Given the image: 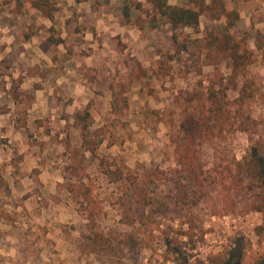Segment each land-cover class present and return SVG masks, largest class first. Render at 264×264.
<instances>
[{
	"label": "rangeland",
	"instance_id": "obj_1",
	"mask_svg": "<svg viewBox=\"0 0 264 264\" xmlns=\"http://www.w3.org/2000/svg\"><path fill=\"white\" fill-rule=\"evenodd\" d=\"M30 1L0 0V10H11L1 18L8 26L0 30V175L7 186L0 187V264L102 263L78 245L81 218L61 187L68 149L81 144L73 125L76 111L91 112V130L102 140L98 153L119 156L130 167L145 163L173 170L181 125L209 113L211 100L229 113L220 117L208 142L209 161L241 159L252 132L264 141V0H221L239 14L231 28L224 19L201 16L196 28L179 30L145 0H120L99 10L107 20L100 36L82 8L69 22L55 21L56 28L25 23L19 10ZM169 4L189 7L185 0ZM224 33L253 53L246 79L254 97L241 105L235 102L242 79L231 80L230 64L215 56L210 43L212 34ZM32 34L41 49L50 39L58 42L44 51L51 61L32 59L38 61L33 77L26 75L29 67L18 47ZM19 75L25 76L21 91L27 97L14 102L9 90ZM106 206L100 231L138 234L139 244L117 259L121 264H172L169 257L179 247L191 256L173 264L264 260V231L256 230L263 222L259 213L212 214L198 208L163 222L153 233L170 228L169 236L153 245L145 230L123 227L119 212Z\"/></svg>",
	"mask_w": 264,
	"mask_h": 264
},
{
	"label": "trees",
	"instance_id": "obj_2",
	"mask_svg": "<svg viewBox=\"0 0 264 264\" xmlns=\"http://www.w3.org/2000/svg\"><path fill=\"white\" fill-rule=\"evenodd\" d=\"M185 1L189 7L170 5L169 0H145L173 30L196 28L201 16L208 20L224 19L227 28L234 26L239 19V14L229 10L221 0H211L210 3L206 0ZM30 4L42 17L54 20L56 8L52 1L31 0ZM51 42L58 44L50 39L49 43L42 45L43 51ZM210 43L215 56L230 64L231 80L239 83V78L242 79L235 105L253 98L251 85L246 79L253 53L229 33L222 36L212 34ZM34 69L28 68L26 75L35 76ZM24 78L19 75L11 84L9 93L14 102H18L21 96L27 97L21 91ZM213 103L211 100L209 113L190 116L181 125L180 135L174 141L176 167L167 171L145 163L130 167L119 156L100 155L98 149L102 140L97 135L99 132L91 130V112L85 108L73 114V125L80 131L81 144L77 149H68L61 187L68 192L81 218L78 245L82 250L94 253L101 264H109L112 260L113 264H121L118 260L139 244L135 231H100L99 222L107 216L106 204L119 212L123 227L145 230L144 237L153 245L169 236L170 228L162 230L160 235L153 233L163 222H170L198 208L210 210L212 214L259 213L263 222L256 230L258 233L264 231V141L252 132L241 159L209 161L206 154L208 142L214 140L220 117L229 113L220 104L214 107ZM251 122L254 126L255 122ZM91 170L95 179L90 178ZM0 187L7 188L1 175ZM102 189L108 193L103 194ZM177 250L170 260L178 261L182 257L186 261L190 258L191 255L182 252L181 247ZM259 263L264 264V260Z\"/></svg>",
	"mask_w": 264,
	"mask_h": 264
},
{
	"label": "crops",
	"instance_id": "obj_3",
	"mask_svg": "<svg viewBox=\"0 0 264 264\" xmlns=\"http://www.w3.org/2000/svg\"><path fill=\"white\" fill-rule=\"evenodd\" d=\"M55 3V7L57 8L56 13L54 14V20L50 21L48 19H45L42 17V15L32 8L30 2L26 3H21V9L19 12H22V19L25 20L26 22H33L38 24L39 26L44 25L47 27H51L53 25L54 28H56V24L54 25L55 21L58 22L60 19L64 20L66 19L65 22H69L68 18L74 15V12L79 9H86L88 12L87 14V19L89 18L91 22H94V30L98 32L97 36L101 35L102 32V27H105L102 23V21H107L106 16L102 11H99L103 5H114L119 3L120 0H50ZM3 12L0 17V21L2 25L0 26V30L2 29L4 31V28H6L5 20L2 22L1 18L5 16L6 12H11L10 9L5 10L2 9L0 10ZM13 21V20H12ZM22 24V23H20ZM23 26V24H22ZM113 26V23L110 25ZM7 32V31H6ZM42 32V30H41ZM51 32L53 30L51 29ZM5 33V32H4ZM100 33V34H99ZM8 35L5 39L7 41H10L9 39L13 38L12 35L10 34V31H8ZM4 38V37H3ZM39 37L37 35H30L28 36V39L23 41L21 40L18 43V47L21 48L19 50L20 56L24 57L23 62L26 63V65L29 68L36 67L38 65V61L32 60L35 58H43V59H48V61H51L50 58L46 55V53L41 49L40 44L38 42Z\"/></svg>",
	"mask_w": 264,
	"mask_h": 264
},
{
	"label": "built area",
	"instance_id": "obj_4",
	"mask_svg": "<svg viewBox=\"0 0 264 264\" xmlns=\"http://www.w3.org/2000/svg\"><path fill=\"white\" fill-rule=\"evenodd\" d=\"M174 263V261L172 262V264Z\"/></svg>",
	"mask_w": 264,
	"mask_h": 264
}]
</instances>
